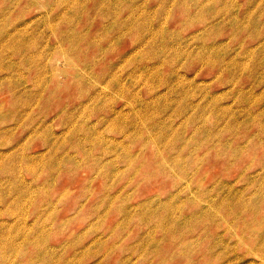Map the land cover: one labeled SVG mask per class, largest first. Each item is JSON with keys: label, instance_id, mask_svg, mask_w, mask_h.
<instances>
[{"label": "rangeland", "instance_id": "obj_1", "mask_svg": "<svg viewBox=\"0 0 264 264\" xmlns=\"http://www.w3.org/2000/svg\"><path fill=\"white\" fill-rule=\"evenodd\" d=\"M0 264H264V0H0Z\"/></svg>", "mask_w": 264, "mask_h": 264}, {"label": "bare ground", "instance_id": "obj_2", "mask_svg": "<svg viewBox=\"0 0 264 264\" xmlns=\"http://www.w3.org/2000/svg\"><path fill=\"white\" fill-rule=\"evenodd\" d=\"M132 32V31H131Z\"/></svg>", "mask_w": 264, "mask_h": 264}]
</instances>
